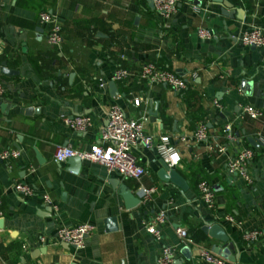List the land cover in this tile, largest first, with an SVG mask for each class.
I'll list each match as a JSON object with an SVG mask.
<instances>
[{
	"label": "crops",
	"instance_id": "1",
	"mask_svg": "<svg viewBox=\"0 0 264 264\" xmlns=\"http://www.w3.org/2000/svg\"><path fill=\"white\" fill-rule=\"evenodd\" d=\"M200 3L179 0L178 14L166 29L152 0H0V68L17 73L0 71L6 90L0 97V151H21L16 160L0 161V264H158L166 247L176 251L174 263L199 264L200 248L216 254L215 247L222 245L205 232L206 223L221 226L237 244L240 260L233 264H264V147L249 142L264 137V116L235 128L236 137L257 151L247 167L251 185L226 170L241 145L228 143L226 153L214 158L209 153L210 147L225 144L223 129L241 106L264 113V47H246L241 41L250 27L264 31V0ZM42 12L53 14L62 25L64 43L59 49L47 43L48 26L39 21ZM200 28L217 37L201 40ZM147 63L188 79L192 104L164 85L141 82L139 74ZM120 68L133 76L114 82ZM245 81L249 87L242 86ZM135 99L141 101L139 107ZM113 104L127 118L143 120L147 134L169 135L179 146L182 162L175 171L186 181V191L158 177L162 160L155 150L133 151L147 171L140 181L123 180L88 161L54 162L59 148L89 151L99 142ZM79 116L93 119L87 133L73 132L62 120ZM199 122L206 123L209 140L189 146L179 142L191 141ZM30 165L35 174L28 172ZM114 181L137 195L151 188L156 193L147 204L127 211ZM201 181L215 191L214 212L199 198ZM17 182L31 186L35 195H16ZM45 194L59 212L44 205ZM162 212L167 223L156 240L145 225ZM112 219L117 231L107 230ZM84 224L95 228L84 250L55 242L59 229ZM179 228L187 230L190 244L182 243ZM255 231L262 236L248 245L244 235Z\"/></svg>",
	"mask_w": 264,
	"mask_h": 264
},
{
	"label": "built area",
	"instance_id": "2",
	"mask_svg": "<svg viewBox=\"0 0 264 264\" xmlns=\"http://www.w3.org/2000/svg\"><path fill=\"white\" fill-rule=\"evenodd\" d=\"M240 4H244L245 0H237ZM154 10L158 17L164 22L166 29L171 28V21L178 14L179 0H152ZM39 21L42 25L48 26L47 43L52 48H61L64 43L63 28L61 23L56 19L53 14L42 12L39 16ZM198 37L203 41H212L217 36L214 32L205 28L198 30ZM241 41L246 47L262 48L264 47V31L258 27H250L242 34ZM1 47V45H0ZM1 51V48H0ZM133 74L127 70L120 68L116 71L113 81L124 82L130 79ZM195 78V76H193ZM139 80L148 87L157 85H164L170 88L177 94H184L188 90L189 81L183 76L174 72L160 69L154 63L145 64L139 74ZM105 84H101L103 88ZM6 90L0 83V97L5 95ZM141 101L134 100V105L139 107ZM213 105L221 109L218 101H214ZM264 113L249 105L240 107L239 115L233 121H229L224 129L223 136L225 144H217L209 148V153L212 158L219 155H224L227 151L228 143H238L242 147L238 150L233 157L226 163V170L229 174L241 176L248 184L253 181L247 173V167L257 157V151L252 148L248 142L240 140L236 137V125L242 124L245 120H260ZM63 122L75 133H87L90 131L94 122L90 116H79L72 119L62 117ZM210 131L204 122L197 123L196 131L193 139L188 141L186 138L179 139V142L186 145H199L207 142L210 137ZM260 146L264 147V137L259 135L255 139ZM190 143V144H188ZM155 150L162 161H164L171 170L177 169L182 162L179 146L175 144L169 135L151 136L146 133L145 125L141 119H129L125 111L113 104L110 106L108 113L107 126L102 130L99 142L93 144L89 151H79L71 146L62 147L57 149L54 154V162L63 164L70 159L80 158L82 161H88L102 165L108 171L117 174L123 180L140 181L146 175L147 171L144 166L139 164L137 158L134 156L135 149ZM21 151L15 149L0 151V161L9 163L10 161L20 158ZM195 159H199V155H194ZM28 172L35 174L37 169L34 166H29ZM14 192L16 195L23 198H30L35 195L31 186L23 182L14 184ZM156 193L155 188L141 190L138 197L142 203L147 204L152 200L153 195ZM198 194L200 200L204 203L208 211L214 212L217 208V200L215 191L210 183L201 181L198 184ZM44 205L50 207L52 211L59 212V206L50 195L43 196ZM2 203L0 202V207ZM227 220L234 223V219L229 217ZM167 223L165 213L158 214L151 222L145 225L147 234L153 236L156 240L162 238L160 228ZM95 228L92 225L84 224L75 228H61L59 229L55 242L57 244H66L76 250H84L86 246V239L92 235ZM178 236L182 243L190 244L187 230L179 228L177 230ZM262 234L260 232H252L244 235V240L248 245L256 243ZM45 243V239H40ZM176 251L171 247L163 249L158 264H174ZM199 264H233L230 261L214 254L210 250L200 248Z\"/></svg>",
	"mask_w": 264,
	"mask_h": 264
},
{
	"label": "water",
	"instance_id": "3",
	"mask_svg": "<svg viewBox=\"0 0 264 264\" xmlns=\"http://www.w3.org/2000/svg\"><path fill=\"white\" fill-rule=\"evenodd\" d=\"M189 1H193L194 5H200V0H189ZM215 2H219L221 3L223 0H213ZM151 8L153 9V7L151 6ZM255 48V47H252ZM1 73L5 74V75H14L17 73H14L13 71L8 70L5 66L0 68ZM74 74H72L70 76V79L72 80L74 78ZM249 82L245 81L242 83L243 85H247V87H249L250 85ZM109 88L111 91H115V84L114 82H112L109 85ZM116 95H118V93L116 92ZM249 142L251 143L252 146L258 148L259 145L256 142V140L254 139H249ZM68 161H72L73 163H75L76 165H81L82 164V160L80 158H73L70 159ZM162 162V169L160 170V172L158 173V177L166 182V183H171L172 185L178 187L179 189L186 191L188 186L186 181L175 171V170H171L167 164L164 161ZM112 185L114 188L119 187L120 188V197L123 199L124 201V206L125 209L127 211H131L133 209L138 208L141 204L142 201L141 199L138 197V195L133 192L132 190H130L128 187H126L125 185H119V181H114L112 182ZM50 211H52V209H50ZM109 227L107 230L109 231H117L118 230V226L116 224V219H112L109 222ZM2 225V221H0V226ZM205 232L209 235V237L211 239H214L216 241H219L222 245L219 247H215V253L227 260H229L232 263H238L240 260V249L238 248L237 244L230 238V236L228 234L225 233V231L223 230V228L219 225H213V224H209L206 223L205 224ZM186 258L188 260H190L188 254H186V252L184 253ZM176 264V263H174Z\"/></svg>",
	"mask_w": 264,
	"mask_h": 264
},
{
	"label": "trees",
	"instance_id": "4",
	"mask_svg": "<svg viewBox=\"0 0 264 264\" xmlns=\"http://www.w3.org/2000/svg\"><path fill=\"white\" fill-rule=\"evenodd\" d=\"M182 95L184 96V99H187V100H186L187 103L189 102V105H191V104H192V99L194 98V95H189V96H187V95H188L187 92L184 93V94H182Z\"/></svg>",
	"mask_w": 264,
	"mask_h": 264
}]
</instances>
